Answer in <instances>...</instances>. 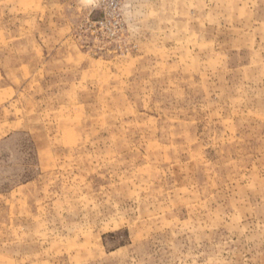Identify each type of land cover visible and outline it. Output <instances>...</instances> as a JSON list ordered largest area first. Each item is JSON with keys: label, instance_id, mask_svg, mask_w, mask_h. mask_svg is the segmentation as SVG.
I'll use <instances>...</instances> for the list:
<instances>
[{"label": "rangeland", "instance_id": "374dc122", "mask_svg": "<svg viewBox=\"0 0 264 264\" xmlns=\"http://www.w3.org/2000/svg\"><path fill=\"white\" fill-rule=\"evenodd\" d=\"M0 264H264V0H0Z\"/></svg>", "mask_w": 264, "mask_h": 264}]
</instances>
